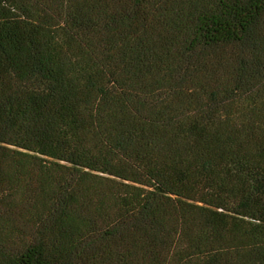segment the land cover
<instances>
[{"label":"trees","instance_id":"trees-1","mask_svg":"<svg viewBox=\"0 0 264 264\" xmlns=\"http://www.w3.org/2000/svg\"><path fill=\"white\" fill-rule=\"evenodd\" d=\"M0 264H264V0H0Z\"/></svg>","mask_w":264,"mask_h":264}]
</instances>
